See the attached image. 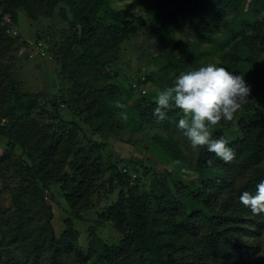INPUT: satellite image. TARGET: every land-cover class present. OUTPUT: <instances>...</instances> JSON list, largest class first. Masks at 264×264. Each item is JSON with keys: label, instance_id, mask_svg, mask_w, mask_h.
<instances>
[{"label": "trees", "instance_id": "trees-1", "mask_svg": "<svg viewBox=\"0 0 264 264\" xmlns=\"http://www.w3.org/2000/svg\"><path fill=\"white\" fill-rule=\"evenodd\" d=\"M134 2L159 24L150 34L160 44L186 21L198 24L200 40L185 51L184 61L158 55L152 59L158 72L141 69L135 81L123 82L113 56L148 26L142 14L116 10L111 0H0V176L6 179L0 190V264H80L70 261L81 235L74 220L85 221L83 213L102 201L88 230V252L78 251L84 264H264L256 248L263 247L264 213L253 215L239 201L264 180V0ZM56 9L67 27L38 34L36 45L43 44L45 58L57 63L63 87L55 95L32 94L11 62L32 56L26 54L29 41L17 36L18 13L38 21L54 17ZM209 58L243 74L251 88L249 103L231 122L210 128L212 138L227 139L235 150L227 164L207 146L187 148L190 142L177 127L183 113L173 107L158 122L157 94H142L150 81L163 90ZM117 101L125 107H114ZM114 140L146 142V152L168 164L159 171L132 158L122 159L120 167L109 153ZM56 185L70 216L61 236L52 227ZM108 223L119 234L117 243L96 235Z\"/></svg>", "mask_w": 264, "mask_h": 264}, {"label": "rangeland", "instance_id": "rangeland-1", "mask_svg": "<svg viewBox=\"0 0 264 264\" xmlns=\"http://www.w3.org/2000/svg\"><path fill=\"white\" fill-rule=\"evenodd\" d=\"M111 5L116 10H128L131 15L142 14L148 22V26L144 28L142 34L123 43L121 49L113 56L114 58L112 57L113 59L116 58L114 67L119 71L121 75L120 78L123 80V82H125V80L127 82H129V80L135 81L134 74L136 72H141V69H145L146 72H158L159 66L152 60L158 55H165L175 63L180 60L184 61L186 59L185 51L196 49V45L199 43L200 28L195 21H186L180 27L174 28L169 34L167 43L163 45L160 44L158 40L152 37L150 34L152 30H156L159 27V24L156 23L155 25L148 19L146 12L149 11V9L146 6L140 7L134 2V0H111ZM62 8L68 11L66 6H62ZM59 11L60 9H56L57 13L52 18H42L38 21L30 20L28 13L25 11L18 13V24L16 25V31L19 34H17V36L21 41H29L31 45L27 48L28 50L26 51V54L31 53L32 57L30 55L28 57L14 59V61L11 62L15 67L16 77L22 82L24 89L32 94L49 93L55 95V93L58 92V89L63 87L57 76V63L55 60L51 59L50 57L45 58L46 56H41L40 58L39 56L35 55L37 53L35 46L38 34H48L49 32L56 33L67 27V22L61 18ZM21 53H23L22 50L20 54ZM208 61V64L214 63L219 66L216 60L209 58ZM175 73L176 71L171 72L169 77L174 76ZM162 77L164 78V75H162ZM161 90L162 88H160L159 84L154 83L152 80L150 81L149 85L147 84V88L144 85L142 94L147 92L158 94V92ZM62 110L63 115L69 114V111L66 108H63ZM163 129L165 130V128H161L160 131L164 134H172L173 132V129L171 131V128L167 132H163ZM173 133L176 134V131ZM178 136L183 139L182 133L178 134ZM122 137L127 139L129 137V133H123ZM143 137L144 135H140L136 136L135 138L141 140ZM145 145H147V143L142 141L121 142L119 140H114V143L109 148V153L115 160L119 162L120 167H123V163L121 162L122 159L136 158L138 160H142L144 164L151 169L163 171V168L165 167L164 165L168 164L167 159H163L161 156L157 157L156 155H151L150 153L146 152V149L144 148ZM187 146V148L193 149L190 143H187ZM2 150L3 148L0 146V152ZM184 151L186 157H189L190 152H188L186 149H184ZM189 175L191 178L196 177V175L193 173H189ZM133 178L135 179L137 177L133 176ZM5 182L6 179L0 176V190L4 188ZM14 183L15 181L12 183V185H14ZM52 193L55 198L54 202L51 201L53 202L52 205L54 214L52 227L55 234L57 236H61L66 227L64 221L67 217H70L69 207L63 198L58 185L53 187ZM117 197L118 192H115L112 202L115 201ZM1 199L3 201L5 200L6 202L9 201L8 194L3 195ZM96 201L98 200L95 199V202ZM102 202L100 206H96V208L83 213L85 221L80 222L78 220H74V227L78 232H81V235L77 234V236L79 235L77 239L78 246L75 249L73 248L74 251L71 253L72 258L70 261H74L76 259L80 264H84L78 255V251L80 250L85 254L88 252L87 246L90 240L93 238L91 232L89 233L88 230L91 226H95L97 212L102 209L101 207H103L105 201L103 203ZM96 235L99 237V239L105 241L106 244L117 243L119 241V234L114 226L110 223L99 228L96 231ZM262 239L263 247L256 248L259 252L258 256L264 257V235L262 236Z\"/></svg>", "mask_w": 264, "mask_h": 264}, {"label": "clouds", "instance_id": "clouds-1", "mask_svg": "<svg viewBox=\"0 0 264 264\" xmlns=\"http://www.w3.org/2000/svg\"><path fill=\"white\" fill-rule=\"evenodd\" d=\"M251 88L243 74H236L228 69L209 63L195 70L178 74L171 86L158 92L153 115L164 121L168 110L175 107L183 116L179 119L178 129L183 131L193 149L207 146L210 153L230 163L235 159V150L223 137L212 138L210 128L222 121L231 122L237 112L242 111L249 103ZM114 107L123 109L119 101ZM121 117L127 119L126 113ZM214 161L207 160L212 167ZM188 171V169H184ZM240 203L253 215L264 213V180L256 185L255 193L244 191L239 197Z\"/></svg>", "mask_w": 264, "mask_h": 264}, {"label": "built area", "instance_id": "built-area-1", "mask_svg": "<svg viewBox=\"0 0 264 264\" xmlns=\"http://www.w3.org/2000/svg\"><path fill=\"white\" fill-rule=\"evenodd\" d=\"M35 48H36V51H37V55L38 56H46L47 54H46V48H45V46L43 45V44H37L36 46H35ZM32 57V56H31Z\"/></svg>", "mask_w": 264, "mask_h": 264}]
</instances>
